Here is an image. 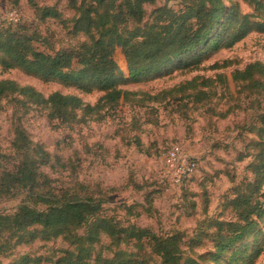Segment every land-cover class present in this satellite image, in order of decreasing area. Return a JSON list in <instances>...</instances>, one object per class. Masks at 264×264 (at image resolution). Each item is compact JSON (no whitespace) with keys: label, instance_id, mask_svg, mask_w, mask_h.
Segmentation results:
<instances>
[{"label":"trees","instance_id":"16d2710c","mask_svg":"<svg viewBox=\"0 0 264 264\" xmlns=\"http://www.w3.org/2000/svg\"><path fill=\"white\" fill-rule=\"evenodd\" d=\"M68 1L76 13L68 21L71 25L68 33L84 37L71 48L45 54L33 46L37 41L33 38L35 33L26 34L25 28L16 26L18 22L12 23L15 28L0 30V66L4 71L20 69L44 82L58 81L86 94L103 93L95 104L89 105L77 96L53 93L45 97L31 86L0 80V109L1 103L6 102L15 107L18 115L11 154L0 152V158L15 161L11 168L0 167V199L24 194L14 213H0L2 247H16L27 239L63 238L77 254H70L58 263L149 264L145 255L139 258L146 242L150 254L159 259L157 264H255L264 243L260 242L264 238V65L261 63L249 64L232 74L239 94L249 99L255 109V127L249 125L248 130L257 141H251L247 151L238 156L239 162L251 159L246 171L252 179H243L235 185L232 197L225 200L224 208L231 212V219L202 221L191 237L180 231L161 237L148 229L124 227L102 215L104 200L82 183L68 189L53 187V179L42 168L60 169L63 173L68 167L61 157L52 156L43 145L31 140L22 126V118L30 111H40L57 126L101 120L121 100L133 102L135 95L119 88L126 79L113 58L116 49L121 50L127 64L128 80L140 82L163 70L195 69L207 57L232 48L251 32L264 35V18L242 14L231 0H178L176 8L168 5L171 0H165L149 15L143 5L158 0ZM242 1L264 15V0ZM40 18H58V13L45 8ZM177 92H181L180 97H174L177 93L168 90L146 98L153 102L172 98L178 104L196 105H205L209 99L206 91L198 90L195 81L180 86ZM251 147L254 153L250 154ZM78 230H83V235H78ZM102 236L108 237L111 247L132 242L139 253L128 255L117 250L112 257H103L102 250L106 247L95 249L100 247ZM206 243L210 244V250L196 253V248L202 249ZM92 254L95 257L90 260Z\"/></svg>","mask_w":264,"mask_h":264},{"label":"rangeland","instance_id":"374dc122","mask_svg":"<svg viewBox=\"0 0 264 264\" xmlns=\"http://www.w3.org/2000/svg\"><path fill=\"white\" fill-rule=\"evenodd\" d=\"M31 1L0 0V30L21 26L26 34L35 33L33 38L37 41L33 46L45 54L71 48L84 40L83 35L72 37L68 33V27L71 28L68 21L76 16L68 0ZM177 2L171 0L168 5L176 8ZM231 2L239 6L242 14H258L264 18L242 0ZM165 3L158 0L143 6L149 15ZM45 8L55 9L58 18L42 20L41 12ZM12 19L16 22H11ZM17 22L16 26L12 24ZM113 58L126 79L119 88L135 93L133 102L121 100L103 119L94 118L74 126H57L40 111H30L22 118V126L31 140L43 145L52 156L61 157L68 167L63 173L60 169L42 168L53 179V187L68 189L82 183L104 200L103 216L115 219L124 227L148 229L161 237L179 231L191 237L202 221L231 219V212L224 208L225 200L232 197L235 185L243 179H252L246 171L251 159L239 162L238 156L247 151L251 141H257L248 130L249 125L255 127V109L249 99L239 94L232 74L255 62L264 65V35L251 32L232 48L207 57L195 69L163 70L140 82L128 80L127 64L120 49L114 51ZM0 80L31 86L45 97L53 93L77 96L89 105L103 95L99 91L86 94L58 81L44 82L20 69L4 71L1 66ZM191 81L196 82L198 90L208 93L205 105L178 104L172 98L153 102L146 98L168 90L177 93L174 97H180L179 87ZM1 105L0 152L8 155L18 115L13 105L6 102ZM256 113L260 111L256 109ZM170 151H178L196 164L194 174L180 183L175 182L166 164L165 156ZM248 153H254V149L251 147ZM14 162L13 158H0V167L11 168ZM23 199V193L0 199V213H14ZM76 233L81 236L83 230ZM2 245L0 264H64L58 261L77 254L63 238L27 239L7 249ZM101 246L106 248L102 250ZM199 247L195 250L199 254L210 250L208 243L202 249ZM95 249L102 250L106 258L117 250L128 255L139 253L132 242L111 247L106 236L101 237L100 247ZM143 255L149 264L159 262L150 254L146 242L139 258ZM94 257L92 254L90 260ZM255 264H264V243Z\"/></svg>","mask_w":264,"mask_h":264},{"label":"built area","instance_id":"2783aa9c","mask_svg":"<svg viewBox=\"0 0 264 264\" xmlns=\"http://www.w3.org/2000/svg\"><path fill=\"white\" fill-rule=\"evenodd\" d=\"M16 22L12 19L11 22ZM166 164L169 170L173 172L175 182H181L183 179L190 177L196 170V164L190 159H186L178 151H170L165 156Z\"/></svg>","mask_w":264,"mask_h":264}]
</instances>
